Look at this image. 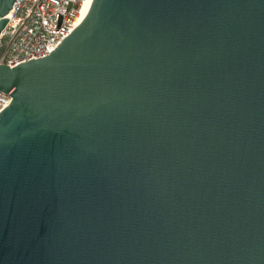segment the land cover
<instances>
[{
  "label": "water",
  "instance_id": "water-1",
  "mask_svg": "<svg viewBox=\"0 0 264 264\" xmlns=\"http://www.w3.org/2000/svg\"><path fill=\"white\" fill-rule=\"evenodd\" d=\"M0 91V264H264V0H92Z\"/></svg>",
  "mask_w": 264,
  "mask_h": 264
},
{
  "label": "built area",
  "instance_id": "built-area-1",
  "mask_svg": "<svg viewBox=\"0 0 264 264\" xmlns=\"http://www.w3.org/2000/svg\"><path fill=\"white\" fill-rule=\"evenodd\" d=\"M86 0H16L0 36V65L51 55L78 26ZM0 91V113L11 103Z\"/></svg>",
  "mask_w": 264,
  "mask_h": 264
},
{
  "label": "bare ground",
  "instance_id": "bare-ground-1",
  "mask_svg": "<svg viewBox=\"0 0 264 264\" xmlns=\"http://www.w3.org/2000/svg\"><path fill=\"white\" fill-rule=\"evenodd\" d=\"M92 2V0H86L85 2V5H84V8H83V12H82V15H81V18L83 17V15L86 13V11L89 9V6H90V3ZM80 18V19H81Z\"/></svg>",
  "mask_w": 264,
  "mask_h": 264
}]
</instances>
